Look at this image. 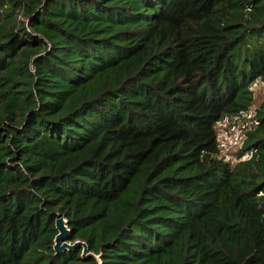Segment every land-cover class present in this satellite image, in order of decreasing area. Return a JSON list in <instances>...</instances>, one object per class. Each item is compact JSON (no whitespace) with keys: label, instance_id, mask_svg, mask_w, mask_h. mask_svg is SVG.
<instances>
[{"label":"trees","instance_id":"trees-1","mask_svg":"<svg viewBox=\"0 0 264 264\" xmlns=\"http://www.w3.org/2000/svg\"><path fill=\"white\" fill-rule=\"evenodd\" d=\"M257 80L264 0H0V264H264Z\"/></svg>","mask_w":264,"mask_h":264},{"label":"built area","instance_id":"built-area-1","mask_svg":"<svg viewBox=\"0 0 264 264\" xmlns=\"http://www.w3.org/2000/svg\"><path fill=\"white\" fill-rule=\"evenodd\" d=\"M255 82H253V84ZM256 108L257 107H252L251 105L246 110L240 111L235 115L225 116L216 122L215 131L218 154L225 161H228L227 159L231 154L237 152H239L238 154L240 156L238 161L244 160L250 156V153L241 154L240 151L247 138L248 132L254 130L259 124Z\"/></svg>","mask_w":264,"mask_h":264},{"label":"water","instance_id":"water-1","mask_svg":"<svg viewBox=\"0 0 264 264\" xmlns=\"http://www.w3.org/2000/svg\"><path fill=\"white\" fill-rule=\"evenodd\" d=\"M55 229L57 230V234L54 237L53 250L55 253L62 252L64 249H73L76 247H82V255L85 256L87 254L88 248L86 243L77 240L74 243L70 244L67 241L69 229L67 227V221L63 217V215L58 214L55 219Z\"/></svg>","mask_w":264,"mask_h":264},{"label":"rangeland","instance_id":"rangeland-1","mask_svg":"<svg viewBox=\"0 0 264 264\" xmlns=\"http://www.w3.org/2000/svg\"><path fill=\"white\" fill-rule=\"evenodd\" d=\"M252 90L254 92V103H253L252 107H257L263 101V99H264V82L261 81V80H258L257 82H255L252 85ZM238 153L239 152L231 154L228 157L227 160L231 164L236 163L239 160V158H240V156H239ZM225 157H227V156H225Z\"/></svg>","mask_w":264,"mask_h":264}]
</instances>
